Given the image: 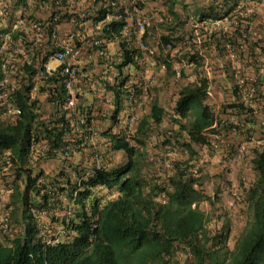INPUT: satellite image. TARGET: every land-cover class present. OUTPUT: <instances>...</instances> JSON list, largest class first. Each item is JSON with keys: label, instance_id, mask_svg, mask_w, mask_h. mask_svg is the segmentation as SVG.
Listing matches in <instances>:
<instances>
[{"label": "trees", "instance_id": "16d2710c", "mask_svg": "<svg viewBox=\"0 0 264 264\" xmlns=\"http://www.w3.org/2000/svg\"><path fill=\"white\" fill-rule=\"evenodd\" d=\"M221 1L224 7L215 19L231 15L240 0ZM175 5L176 0H169L172 20L167 23L169 32L163 36L164 40L184 36L180 30L185 22L174 9ZM196 17L203 40L198 46L192 45V53L182 54L196 66L203 59L200 49L211 47L218 56H223L222 44L226 41L237 48L256 47L251 33L245 32L247 27L237 25L238 36L226 38L225 32L219 33L205 24L207 17L203 13ZM111 25L117 31L116 22ZM176 31L179 35L173 36ZM120 48L122 61H130L126 47ZM251 56L246 70H252L255 75V86L259 89L256 101L263 105L264 70L261 72V68L264 64L253 63L257 60L255 52ZM100 60L102 58L97 59ZM154 61L156 70L164 67V73L158 77L162 79L158 88L167 90L170 79L174 78L172 65L161 54L155 55ZM181 72L178 81H172L176 86L170 107L172 113L165 110V104H159L157 97L152 98L147 112L135 117L129 139L121 125L118 131H113L124 102L120 91L112 87L117 106L104 122L100 135L112 165L108 170L80 179L77 177L82 165L79 160L59 163L44 175L41 166L44 159L31 161L29 158L31 126L50 137L53 132L46 127L57 118L34 124L33 102L28 99L30 88L26 83L20 85L14 95L20 114L11 122L0 116V154L8 153L11 160V172L0 174V184L10 193L5 211L12 230L5 241H0V264H170L179 249L184 252L185 264H264V126L260 129L262 141L253 148L254 155L249 160L254 176L231 193L234 201L239 202L240 213L244 214V224L231 245L230 213L218 203L215 194L205 193L203 176L192 163L198 153L194 145L207 144L206 133H215L217 129L212 126L214 113L205 102L207 79L197 76L183 82L186 74L184 70ZM230 84L233 99L225 105L226 109L244 124L252 121V117L242 119L249 109L239 99L231 80ZM85 99L84 96L81 102ZM164 121L174 129L167 132L169 135L163 143H170V136L176 140L185 136V140L178 142L188 157L173 159L165 168L167 172L156 176L159 169H163L159 168L162 162L146 160L131 141L144 144L141 139L150 126L159 127ZM158 158L164 161L162 156ZM201 200L208 201L211 213L199 208ZM211 219L215 222L209 227Z\"/></svg>", "mask_w": 264, "mask_h": 264}, {"label": "built area", "instance_id": "2783aa9c", "mask_svg": "<svg viewBox=\"0 0 264 264\" xmlns=\"http://www.w3.org/2000/svg\"><path fill=\"white\" fill-rule=\"evenodd\" d=\"M158 1L23 0V5L21 0H0V116L11 122L20 114L14 95L20 85L26 83L30 88L28 99L33 102V123L57 118L46 127L53 132L52 141L45 131L40 133L35 126H31L28 134L29 158L31 161L44 159L41 164L44 175L50 173L45 168L51 164L49 160L57 164L79 160L82 165L78 179L108 170L112 161L102 146L100 135L104 122L117 106L113 88L120 91L124 102L113 126L118 131L121 125L129 139L135 117L147 111L153 98L155 55L161 54L171 63L175 79L181 77L182 70L193 67L194 63L182 54L192 53V45L198 46L203 40L197 17L181 16L185 22L180 30L184 32L183 38L164 40L166 25L172 19L161 13ZM262 4L264 0H240L231 15L212 21L225 32L226 38L238 36L237 25L247 27L245 32L251 33L256 47L248 48L247 54L241 55L242 64L251 63L252 52L257 59L253 63L264 64V16L256 13V7ZM111 22H116L117 31L113 30ZM240 32L245 33L241 29ZM109 45L118 47L113 56L108 53ZM225 46L233 47L228 41ZM120 47H126L130 61H122ZM91 58L95 62L89 61ZM98 58H102L100 68ZM230 69L238 97L249 109L242 119L251 118L261 106L256 101L259 89L255 86V76L240 75L233 62ZM261 91L264 93V89ZM86 94L89 101L81 102ZM206 94H212L208 80ZM165 110L172 113L166 105ZM225 115L219 125L229 124L237 132L243 125L242 120L235 114ZM260 125L264 126L263 119ZM212 126L216 127L217 122ZM211 135L214 138L211 144L217 149L219 135L217 132ZM243 154L241 148L237 158ZM233 160L229 159L228 164L232 165ZM0 161L3 163L0 174L9 175L8 153L0 154ZM0 230L3 233L10 230L7 211L0 220Z\"/></svg>", "mask_w": 264, "mask_h": 264}, {"label": "rangeland", "instance_id": "374dc122", "mask_svg": "<svg viewBox=\"0 0 264 264\" xmlns=\"http://www.w3.org/2000/svg\"><path fill=\"white\" fill-rule=\"evenodd\" d=\"M158 8L161 10V13L164 15H169L170 13L168 12L169 10V0H160L157 3ZM174 9L183 17L184 13L180 7V5H175ZM192 13V12H190ZM256 13L258 16H264V4L259 5L256 7ZM167 26V25H166ZM167 30V29H166ZM167 32H169L167 30ZM179 35L178 31L173 32V36ZM185 77L183 78V82L189 81L193 79V71L191 68H186L185 70ZM155 77L156 80L158 77L164 73V67L163 69H157L155 70ZM182 79V78H181ZM180 79V80H181ZM172 81H178L175 78L170 79V83L167 87V90L170 94L167 97V100H165L164 104L168 107L170 110L171 105H173L174 100H173V94L175 93L174 89L176 86L175 84L172 83ZM221 94H216L215 96H208L205 98V102L208 103L212 109V112L214 113L215 116V121L217 122L216 126V132L218 133L219 137L216 139L218 141V148H213L212 146V141L214 140L213 136L210 133H206V137L208 139L207 144L201 146L199 144H195L194 147L197 150V154L195 155V158L193 159V162L196 165V168L199 167V174L203 176L204 179V191L207 195H213L215 194L217 196L218 203L222 205L224 209L229 211L230 216L232 218V225L233 228L235 229H240L242 228L244 224V214L240 213L238 209L239 202H235L234 199L231 196V193L236 192L238 185L242 182H248L252 177L254 176V172L251 170L249 162L245 161V158H249L246 156V152L250 148H254L257 146L260 142H257L259 137L256 134L255 140L251 142L250 144H244L243 140L244 138H241L238 136V134H241L243 132H235L232 130V128L229 127V124L225 125H219V121L222 120V118L225 119L226 115L225 114H233L231 111L226 109L225 105L229 103V99L226 98L225 96H221ZM260 104V103H259ZM261 105V104H260ZM258 108L264 109L261 106H258ZM227 110V111H226ZM259 117L261 115L264 116V111H258ZM142 113V112H140ZM139 113V114H140ZM138 114V115H139ZM142 115V114H140ZM227 115V116H228ZM229 119V118H227ZM151 129L147 131V135H144L142 137L141 141L144 144L134 142L133 140L131 141L132 144L137 145V148L140 149V151L143 153L144 158L148 161H154L156 163L162 162L160 164L159 171L156 174V176H160L159 173L161 172H167L165 168L169 167V162H171L173 159H186L188 157L187 151H185L179 144V142L185 140V136L180 137L179 140H176L173 136L171 137L170 143L164 144L163 141L167 135H169L167 132H169L170 129H174L173 125H170L167 121H164L161 123V125L155 126L151 125ZM114 130H117V127H114ZM242 135V134H241ZM244 136V135H242ZM102 142V138L100 139ZM179 141V142H178ZM242 141V142H241ZM230 143H232V146L230 147ZM252 145H254L252 147ZM102 146L104 150L106 151V146L104 142H102ZM210 147L212 149H210ZM248 147V148H246ZM243 148L244 150V156L242 155L239 161L236 162V164L229 165L227 161V157H225L226 161H223L222 158L221 160L223 163H220V165H216L213 156L214 154H218L221 157H223V154H229V155H236L239 150ZM229 150V152H228ZM218 151V152H217ZM249 154V153H247ZM162 156L164 161H160L158 157ZM122 156L119 154L117 155L118 160L122 159ZM76 158H79V155H76ZM168 163V165H167ZM46 170L51 171L53 168H56L55 165L48 164L46 167ZM221 169V175L219 177H216L215 174L217 171ZM156 170V169H155ZM165 172V173H166ZM163 176V175H162ZM161 178V177H160ZM9 191L4 190L3 186L0 184V220L6 210L5 204L8 202V197H9ZM199 208L206 213H211V207L208 201L206 200H201L198 204ZM237 207V208H236ZM46 219V218H45ZM48 220V219H47ZM214 220L211 219L209 222L208 226L212 227L214 225ZM12 234L11 230V224H10V230L8 232L3 233L0 230V241H5L7 237H9ZM173 260L170 264H185V258H184V252L179 249L177 252L174 254Z\"/></svg>", "mask_w": 264, "mask_h": 264}, {"label": "crops", "instance_id": "0c3cea01", "mask_svg": "<svg viewBox=\"0 0 264 264\" xmlns=\"http://www.w3.org/2000/svg\"><path fill=\"white\" fill-rule=\"evenodd\" d=\"M180 5L182 11H183V15L187 16V15H199L201 13H203V15H205L207 17V19H204L206 22V25H209L210 28L212 30L218 31L219 33L221 32L220 26L215 27L212 23V21L215 19L216 15L221 14V10L224 7L223 3L221 0H176V5ZM259 6V5H258ZM257 6V7H258ZM192 12V13H190ZM214 18V19H213ZM217 19V18H216ZM211 20V21H210ZM204 35V34H202ZM224 47H226L224 44H222ZM231 49H227L225 48L223 51V56H218L217 55V51L211 47L206 48V50H202L200 49V53H203V59L201 60V64L199 66H196L195 64H193V67L191 68L193 71V79H195L197 76L199 77H205L208 81L209 84L211 85V91L212 94L211 96H215L216 94H221V96H225L226 98L229 99V102L233 99L232 96V91H230V80L232 82L233 80V71L230 69V65L233 62L234 65L236 66L238 72L240 73V75H245L246 77L253 75V71L252 70H246V67L248 65L246 64H242L241 62V55L244 56L247 54V47H230ZM108 49V53L110 55L113 56V54L115 53V51H117L118 47H116V45H109L107 47ZM88 59V57L86 58ZM89 61L91 62H95L94 58H91ZM102 61V60H100ZM97 67H102L101 63L99 62V64L97 65ZM160 69H163L162 66H160ZM106 70V69H105ZM230 70V71H229ZM107 71V70H106ZM231 72V73H230ZM229 74V75H228ZM255 76V75H254ZM162 79H157L154 81V85H153V99L155 97H157V101L159 102V104L162 103V105L164 104L165 100H167V97L169 96V92L165 90V88H158L159 86H161L162 84ZM220 96V97H221ZM208 97V96H207ZM85 102L89 101V95H85ZM87 100V101H86ZM262 103V102H261ZM262 107L264 108V104L262 105ZM260 109V108H259ZM258 111H264V109H261ZM260 112L256 113L255 116L252 117V121L250 120L249 122H246L245 124L243 123V125L241 126L242 128L238 131V132H243L241 134H238V136H240L241 138H244L245 140H243L244 144H250L251 142H253L255 140L256 134L259 137L257 142L261 143V134H260V129H261V125H260V120H264V116H262L263 118H261V115L259 117ZM264 114V113H263ZM235 133V132H234ZM211 134V133H210ZM242 142V141H241ZM230 147L232 146V143H230ZM254 145H252L253 147ZM256 147V146H255ZM248 148V147H246ZM218 152V151H217ZM229 152V150H228ZM249 153V154H247ZM254 153H253V148H250L247 150L246 152V156H248L249 158L247 159V157L245 158L246 162H249V160L253 157ZM244 156V154H243ZM225 157H227V161H229V159L233 158L234 160V164H236L237 161H239L242 158H237V154L236 155H229V154H223V157H221L218 154H214L213 158L214 160H216L215 164L216 165H220V163H223V161H226ZM222 158V160H221ZM51 161V162H50ZM220 162V163H219ZM48 163H51V165H56L57 166V161L55 160H49ZM221 169H219L217 171V173L215 174L216 177H219L221 175ZM222 176V175H221ZM241 230L240 229H234L233 228V232L231 234V240H230V244L232 245V240L233 237L235 235L238 234V232Z\"/></svg>", "mask_w": 264, "mask_h": 264}, {"label": "clouds", "instance_id": "9594fccd", "mask_svg": "<svg viewBox=\"0 0 264 264\" xmlns=\"http://www.w3.org/2000/svg\"><path fill=\"white\" fill-rule=\"evenodd\" d=\"M147 112V111H146ZM56 166V165H55Z\"/></svg>", "mask_w": 264, "mask_h": 264}]
</instances>
